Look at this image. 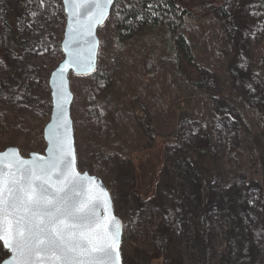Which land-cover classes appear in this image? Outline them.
I'll return each mask as SVG.
<instances>
[{"label": "rangeland", "instance_id": "rangeland-1", "mask_svg": "<svg viewBox=\"0 0 264 264\" xmlns=\"http://www.w3.org/2000/svg\"><path fill=\"white\" fill-rule=\"evenodd\" d=\"M6 1L16 10L20 37L35 39L42 24L33 0ZM227 1L229 10L237 2ZM58 23L64 32L66 16L63 25L62 17L53 19L52 25L58 27ZM235 32L214 21L206 24L198 16L190 37L197 47L203 89L194 91L195 104L190 110L184 109L182 116L177 102L185 84L174 81L166 69L151 80L140 58L143 47L136 45L134 84L153 131L142 132L136 115L129 112L111 116L104 125L90 120L85 115V102L92 99L90 82L87 77L73 79L78 166L102 177L112 192L115 211L125 222L124 264H264V80L259 79L256 69L244 65H238L236 78H230L228 64L235 50ZM0 36H4L1 16ZM261 40L264 43V28L249 35L247 53L261 47ZM58 57L52 41L49 46L34 47L23 60L0 58L3 87L18 88L17 82L30 81L22 99L10 96L0 103L1 110L14 115L8 121L19 117L0 128V150L13 145L24 156L44 152L43 129L51 113L46 105V99H51L48 76ZM238 79L259 84L247 86ZM169 120L177 122L176 126L162 131ZM161 132L167 138L178 134L183 145L194 142L192 134L206 132L217 168L210 193L203 176L181 161L165 168L160 194L155 193L156 182H143L150 161L159 168L169 162ZM141 135L139 148L130 149L131 156L125 157L123 149ZM175 199L182 205L178 217L181 224L172 234L161 223L167 220V210ZM7 256L0 246V260Z\"/></svg>", "mask_w": 264, "mask_h": 264}, {"label": "trees", "instance_id": "trees-1", "mask_svg": "<svg viewBox=\"0 0 264 264\" xmlns=\"http://www.w3.org/2000/svg\"><path fill=\"white\" fill-rule=\"evenodd\" d=\"M227 5V0H206L205 2L204 0H117L107 24L100 27L98 31L101 40L98 70L94 75L87 77L92 87V99L85 102V115L95 123L104 125L111 116L117 117L122 111L134 113L142 132L153 131L148 117L143 113L144 105L137 96L134 84L136 45L143 47L140 58L145 62L146 72L151 80L159 78L166 69L174 81L180 80L185 84L182 99L177 102V107L181 109L179 116H182L186 110L192 109L196 101L195 95L193 96L194 91L200 93L203 89L201 65L195 54L197 47L190 37L191 29L196 27L199 15L206 24L214 21L229 27L231 31H236L232 38L235 50L228 64L230 78L232 76L236 78L235 69L238 65H244L256 69L259 79L263 81L264 43L261 40L263 45L255 52L248 54L246 42L251 33H259L261 28H264V0H237L236 4L231 6V10ZM33 9L36 13L41 12L42 30L35 39L23 40L17 28L16 10L6 0H0V16L4 29L3 38L0 36V58L6 56L23 60L34 47L39 45L46 47L53 41L59 57L58 61L51 66L49 70L51 73L59 60L63 58L60 47L63 29H59V23L58 27L52 25L53 19L60 17H62V25L64 24L65 13L62 0H33ZM218 15L221 17L218 18ZM54 24L57 25L55 22ZM19 77L21 75L17 76ZM75 77L71 75L72 82ZM238 82L247 86L259 84L258 81L250 82V80L241 79H238ZM17 83H19L18 88L3 87L0 83V103L10 96L17 99L25 96L30 81L24 79ZM46 102L50 109L51 99H46ZM11 116L14 115L0 109V128L19 118L15 116L8 121ZM176 123L169 120L165 122L161 130L173 128ZM159 136L165 140L163 144L166 153L170 156L169 162L165 165L163 162L159 168L157 164L150 161L148 176L143 182L145 184L147 180L150 184L156 182L155 193L160 194L165 184L163 177L165 168L181 161L203 176L210 193L211 181L217 168L211 155L209 136L206 132L201 135L192 134L194 142L190 145H183L179 141L178 134L167 138V134L161 132ZM139 141H143L142 135L133 139L128 147L126 145L123 155L131 156L130 149H138ZM142 183L141 189L144 187ZM172 205L173 207L167 210L169 212L167 220L161 225L164 226V230L173 234L174 229L181 224L178 217L182 205H179L178 199H175Z\"/></svg>", "mask_w": 264, "mask_h": 264}, {"label": "snow or ice", "instance_id": "snow-or-ice-1", "mask_svg": "<svg viewBox=\"0 0 264 264\" xmlns=\"http://www.w3.org/2000/svg\"><path fill=\"white\" fill-rule=\"evenodd\" d=\"M92 3L100 7L95 0L73 6L88 8ZM18 153H0V246L10 253L0 264H119L120 225L114 216L97 214L99 203L86 205L77 194L96 178L81 182V173L71 168L70 137L57 140L50 160H24ZM10 154L15 155L5 159ZM99 193L97 201L107 195L102 187Z\"/></svg>", "mask_w": 264, "mask_h": 264}, {"label": "water", "instance_id": "water-1", "mask_svg": "<svg viewBox=\"0 0 264 264\" xmlns=\"http://www.w3.org/2000/svg\"><path fill=\"white\" fill-rule=\"evenodd\" d=\"M116 1L111 0V3H107V0H95L96 3L100 4V7H96L95 3H92L90 7L84 8L73 6L79 0H62L66 16L63 37L60 43L63 59L51 71L48 80L51 90V113L50 119L43 129L46 148L43 153L32 151L27 156H24L18 146L12 145L0 150V153L5 152L6 149H18L19 157L24 160H35L38 158L50 160L55 156L57 140L65 134L70 137L73 154L71 157V168L81 173L79 178L81 182L86 181L89 177L96 178L95 184L84 183L83 187L78 189L77 194L83 198V202L86 205L90 202L99 203L100 207L96 209V212L101 217L107 216L110 219L114 216L116 218V221L120 225L118 244L119 264H124L122 245L125 222L115 211L112 192L102 177L89 171H82L78 166L75 121L72 113L75 93L72 89L71 81V75L90 77L97 72L101 47L98 31L100 27L107 24ZM14 155L10 154L5 159H11ZM53 180L56 183L61 182V178L55 175L53 176ZM100 187L103 188L107 195L100 196V199L97 201L96 197L100 195ZM109 199L110 204H107L106 201ZM9 255L10 253L8 252V256L5 259Z\"/></svg>", "mask_w": 264, "mask_h": 264}]
</instances>
